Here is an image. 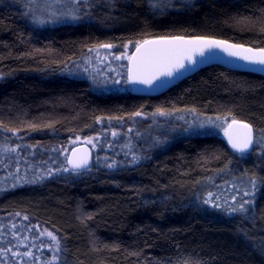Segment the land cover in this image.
Listing matches in <instances>:
<instances>
[{
	"label": "trees",
	"instance_id": "trees-1",
	"mask_svg": "<svg viewBox=\"0 0 264 264\" xmlns=\"http://www.w3.org/2000/svg\"><path fill=\"white\" fill-rule=\"evenodd\" d=\"M91 2L89 16L41 27L29 0H0V131L11 143L13 134L24 136L42 153L47 174L4 192L0 212L21 213L52 231L60 264H264V183L244 197L254 201L245 215L202 203L208 192L230 187L239 199L249 177H264V146L241 155L222 134L171 135L161 139L164 146L142 147L135 164L117 145L107 160L96 153L79 175L56 171L68 167L63 150L72 139L118 128L137 111L195 109L249 123L258 139L264 136L261 74L214 64L153 96L131 86L100 91L71 74L75 61L104 43L179 35L264 48V0H196L164 9L152 7L156 0ZM113 159L117 167H106Z\"/></svg>",
	"mask_w": 264,
	"mask_h": 264
},
{
	"label": "rangeland",
	"instance_id": "rangeland-1",
	"mask_svg": "<svg viewBox=\"0 0 264 264\" xmlns=\"http://www.w3.org/2000/svg\"><path fill=\"white\" fill-rule=\"evenodd\" d=\"M195 1L191 0V4ZM159 2L160 0H156V4ZM172 3L174 6H178V4L180 5L179 7L183 6L182 0H172ZM27 8L30 13H33L34 22L38 23L41 27L58 24L57 22L60 19H57V16H59L60 12L67 11L63 4H56L54 0H32ZM85 11V8L82 7L81 13ZM53 13L56 15H53ZM135 43L127 42L121 46L114 45L112 49H105L99 46L93 47L91 51L89 49L83 57L75 61L72 71L70 70L71 74L88 79L100 91H110L117 88L126 89L130 86L129 83L125 82L129 60H115L113 56L125 51L131 56L135 50ZM125 45H128L127 49H125ZM114 79H118L120 83H111V80ZM94 81H107V84L104 86L94 83ZM209 120H211V123L208 122ZM228 123L230 122L226 118L218 120L217 117H208L193 111L170 112V115L166 116L141 114V116H135L128 122L121 123L118 128H103L93 135L84 138L79 137V140L76 137L71 140V143L77 145L86 143L85 141L89 138L93 139L95 147L92 144H86L92 147L94 154L98 153L100 155L101 160L110 156V146L116 147L117 145L120 146L121 155L128 153L124 158L131 160V153L135 152L140 159L142 147H148L150 143L151 145H158L162 143L161 139H165L166 136L215 133L222 134L225 137V129ZM217 124H220L221 127H216ZM200 125H203V127ZM129 128L132 129V132H128ZM113 131L118 133L116 137L112 136ZM3 132L0 131V161H2L0 163V200L5 197L6 193L4 192L7 190L41 180L47 176L40 164L42 153H38L34 147L28 148L29 146L24 143V136L17 133L13 134L11 137L14 141L11 143L5 131ZM104 143L106 146H104ZM166 144L167 140L161 145L164 146ZM17 145L21 147L15 153L4 151L5 148H15ZM233 190L231 187L223 188L219 192L220 195H216L222 198H230L232 195H235L232 192ZM25 217L27 216L18 212H0V249H11L6 255H0V264H48V262L60 264L62 257L61 245L57 251L55 243L46 234L40 235L46 228L33 223L28 217L25 219ZM13 233H16V238H13ZM25 237L27 239H24ZM19 240H24V243L18 244ZM26 251L33 253V255H13V252L23 253ZM53 256L57 257V259L53 260ZM65 264L72 263L68 260Z\"/></svg>",
	"mask_w": 264,
	"mask_h": 264
},
{
	"label": "snow or ice",
	"instance_id": "snow-or-ice-1",
	"mask_svg": "<svg viewBox=\"0 0 264 264\" xmlns=\"http://www.w3.org/2000/svg\"><path fill=\"white\" fill-rule=\"evenodd\" d=\"M32 0H29L31 3ZM56 4H63L67 11L60 12L57 19H68L71 21H78L86 16H89L90 12L81 13V8L92 7L91 0H54ZM151 3V0H149ZM183 6L191 7V0H182ZM152 7H159L160 9L174 7L172 0H160L158 4H152ZM53 15H56L53 13ZM131 43V42H130ZM99 47L105 49H112L114 45L110 43L100 44ZM127 49L128 45L124 46ZM135 53L131 56L127 52H123L119 55H114L115 60L128 59L131 66L128 68L126 83L132 84H143L151 87L155 81L160 80L161 77L171 78L175 73H179L182 69L186 68L185 61L188 65H194L196 63L195 56H204L206 50H211L213 48H219L222 51L228 52L230 56H238L240 59L250 63L264 65V48L253 49L246 48L243 45L232 44L226 40H217L203 36H196L192 38H186L184 36H164L158 39L137 41L134 45ZM92 49H90L91 51ZM123 67V66H121ZM119 75V74H118ZM94 83L106 86L107 81H94ZM111 83L118 84L120 81L118 79L111 80ZM195 112V109H191ZM141 112L137 111L132 113V116H141ZM152 115L166 116L170 115L169 112L163 109H157ZM110 119H123L122 117H111ZM217 119H221L217 117ZM100 122L99 120L97 121ZM211 123V120L208 121ZM203 127V125H200ZM216 127H221L217 124ZM8 131H14L8 129ZM128 132H132L129 128ZM117 132L113 131L112 136L116 137ZM225 135L228 137V143L231 148L240 153L241 155L248 153L250 151H255L257 146H264V136L259 139L255 135V130L252 125L242 121H238L232 118L231 122L228 123L225 129ZM79 140V137L76 138ZM88 144H92L95 147L94 140L89 138L85 141ZM17 145L15 148H5L6 152H17L20 148ZM30 147V146H29ZM55 150V149H54ZM64 151H69L64 149ZM83 155H77V149H71L72 155L66 157V164L70 167H65L63 164L56 171L73 172L77 175L81 172H86L89 169V164L91 160V154L87 149L83 150ZM127 156L128 153H125ZM131 160L127 163L135 164L138 163L139 158L135 152L131 153ZM107 160V157H105ZM2 163V161H0ZM125 161H121L120 164H124ZM106 167L114 168L117 167V162L113 159L111 163H107ZM223 171V170H222ZM48 174L51 175L52 172L49 169ZM248 183L250 184V189L242 190L237 189L238 192L242 191V196L237 197V195H232L229 197H224L223 203H220L221 196L215 195L212 192L207 193V197L202 200L204 205H209L213 208L220 209L230 215L241 214L245 215L250 212L251 206L254 203L252 199H244V197H254L255 190L257 187L264 183V177H257L255 174L248 178ZM19 215V214H17ZM27 219V217H25ZM15 227V225H13ZM47 235L56 245L57 251L59 250L60 241L53 232L43 230L40 235ZM13 238H16V233H13ZM24 239H27L26 237ZM24 240H19L18 244H23ZM11 249L4 248L0 249V255H6ZM13 255L30 256L33 255L31 252H13ZM57 257L53 256V260ZM51 264V262H48Z\"/></svg>",
	"mask_w": 264,
	"mask_h": 264
},
{
	"label": "water",
	"instance_id": "water-1",
	"mask_svg": "<svg viewBox=\"0 0 264 264\" xmlns=\"http://www.w3.org/2000/svg\"><path fill=\"white\" fill-rule=\"evenodd\" d=\"M184 37H186V36H184ZM194 37H196V36H194ZM158 38H160V37L151 38V39H147V40L158 39ZM186 38H192V37H186ZM208 38H212V37H208ZM212 39L224 40V39H218V38H212ZM226 41H228V40H226ZM228 42L232 43V44H237V43H234L231 41H228ZM238 45H243V44H238ZM243 46L246 48L250 47L253 49H259V48L248 46V45H243ZM134 53H135V50L133 51L132 55ZM194 58L196 60V63L194 65H188L187 61H185V64H186L185 69H182L179 73H175L173 75V77H171V78L161 77L160 80L155 81L151 87H149L147 85H143V84H132V83H129V84H130L132 90L137 94L151 95V96L159 95V94L166 92L168 89H170L176 83H178V82L182 81L183 79L193 75L194 73H196L200 69L205 68V67L210 66V65H214V64L223 65V66H225L229 69L235 70V71L251 72V73H257V74L264 75V65L250 64V63L240 59L238 56H230L228 54V52L222 51L219 48H213L211 50H206L203 57L196 55ZM130 66H131V64L129 61L128 68ZM224 138H225V141L227 142V144L229 145L228 137L225 135ZM73 148L77 149V155H83L84 149H87L90 152L91 160H90V164H89V169L92 168V166L94 165V162H95V154H94L92 147L86 143H80V144L74 145L71 149H73ZM230 148H231V146H230ZM71 149L69 150L67 157L72 155ZM245 154H247V153H245ZM67 166L70 167L69 165H67Z\"/></svg>",
	"mask_w": 264,
	"mask_h": 264
}]
</instances>
